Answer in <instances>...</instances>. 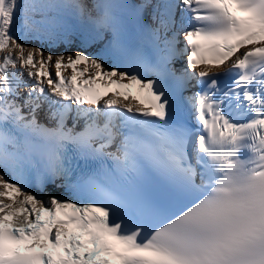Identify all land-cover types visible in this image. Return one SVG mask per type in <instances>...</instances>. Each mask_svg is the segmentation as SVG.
Instances as JSON below:
<instances>
[{"label":"snow or ice","instance_id":"1","mask_svg":"<svg viewBox=\"0 0 264 264\" xmlns=\"http://www.w3.org/2000/svg\"><path fill=\"white\" fill-rule=\"evenodd\" d=\"M0 54V264H264V0H0Z\"/></svg>","mask_w":264,"mask_h":264},{"label":"bare ground","instance_id":"2","mask_svg":"<svg viewBox=\"0 0 264 264\" xmlns=\"http://www.w3.org/2000/svg\"><path fill=\"white\" fill-rule=\"evenodd\" d=\"M78 43H79L78 41H74L71 47H67L65 45H60L59 47L49 48L47 45H45V48H46L45 53H47L48 51L60 53V52H63L64 49H67V50L70 51V50H72V48H74L75 51H76V50H78ZM34 44H35V42H34ZM0 55H3V54H0ZM77 67H78L79 70H84V68H85V67H80V65H78ZM62 72H63L65 77H69L71 75V69H62ZM93 72H94V70L89 68V70L87 72H85L84 78L92 75L91 73H93ZM78 78H81V77H78ZM49 193L50 194H57L55 189H53V191L50 190Z\"/></svg>","mask_w":264,"mask_h":264},{"label":"rangeland","instance_id":"3","mask_svg":"<svg viewBox=\"0 0 264 264\" xmlns=\"http://www.w3.org/2000/svg\"><path fill=\"white\" fill-rule=\"evenodd\" d=\"M26 43H29L30 45H33V46H35V44H34V41H25ZM44 50H46V48L44 49ZM73 51H75V49L74 48H72V50H67V49H64V51L63 52H66V53H68V52H73ZM53 53H57V52H53ZM13 55H15V53H13ZM37 59H38V57H37ZM39 68V65H37V69ZM37 69H35V70H37ZM51 72L52 71H54V72H56V69H55V67H54V61H53V65L52 66H50V69H49Z\"/></svg>","mask_w":264,"mask_h":264}]
</instances>
